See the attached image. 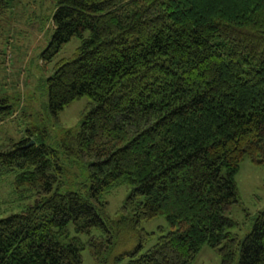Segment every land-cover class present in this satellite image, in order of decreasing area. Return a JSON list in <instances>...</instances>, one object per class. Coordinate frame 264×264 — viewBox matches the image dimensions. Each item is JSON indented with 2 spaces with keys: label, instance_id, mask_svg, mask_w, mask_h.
I'll use <instances>...</instances> for the list:
<instances>
[{
  "label": "trees",
  "instance_id": "trees-1",
  "mask_svg": "<svg viewBox=\"0 0 264 264\" xmlns=\"http://www.w3.org/2000/svg\"><path fill=\"white\" fill-rule=\"evenodd\" d=\"M51 19L47 59L81 39L46 84L54 114L89 98L60 142L86 177L65 189L58 149L0 145V177L35 197L0 218V264H84L86 250L108 264L121 226L137 244L110 264H193L206 244L220 264H264V209L242 239L232 231L241 163L264 165V0H55ZM14 111L0 98V123ZM120 182L132 189L109 226L103 197ZM158 216L168 230L142 226Z\"/></svg>",
  "mask_w": 264,
  "mask_h": 264
},
{
  "label": "rangeland",
  "instance_id": "rangeland-1",
  "mask_svg": "<svg viewBox=\"0 0 264 264\" xmlns=\"http://www.w3.org/2000/svg\"><path fill=\"white\" fill-rule=\"evenodd\" d=\"M55 10V0H11L10 8L0 18V98L9 97L14 103V114L0 123V145L11 140L19 141L24 137L44 142L59 150L62 163L66 167L63 176L65 189L81 190L80 184L85 176L83 161L71 160L62 153L61 140L65 131L77 133L81 127L83 115L89 98L86 95L72 101L57 114L47 108L48 88L46 80L54 70L55 63L70 57L80 45L81 39L72 38L61 49L46 58L53 33L51 19ZM52 50V49H51ZM33 130L29 135L28 129ZM15 173L0 177V218L17 213L34 204L35 197L30 190L18 193L14 186ZM86 177V176H85ZM236 181L240 192V202L233 208L232 217L237 225L232 229L239 238H243L251 229L254 215L264 209V165H255L249 157L241 163ZM132 186L120 182L104 193L106 204L103 208L108 225L118 220L120 210ZM148 231H158L161 227L168 230L164 216H158L143 222ZM117 230L110 260L113 255L131 249L137 244V234L130 227H113ZM155 242L154 237L146 249ZM84 264H95L89 250L84 251ZM125 261L123 264H126ZM217 250L204 245L193 264H220ZM237 264V261L236 263Z\"/></svg>",
  "mask_w": 264,
  "mask_h": 264
},
{
  "label": "water",
  "instance_id": "water-1",
  "mask_svg": "<svg viewBox=\"0 0 264 264\" xmlns=\"http://www.w3.org/2000/svg\"><path fill=\"white\" fill-rule=\"evenodd\" d=\"M33 142H34V140L31 141V143H33Z\"/></svg>",
  "mask_w": 264,
  "mask_h": 264
}]
</instances>
